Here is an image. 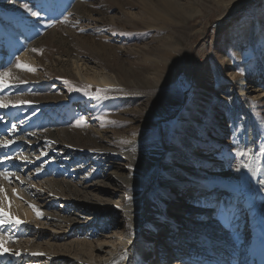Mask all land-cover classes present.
Here are the masks:
<instances>
[{
    "label": "rangeland",
    "instance_id": "rangeland-1",
    "mask_svg": "<svg viewBox=\"0 0 264 264\" xmlns=\"http://www.w3.org/2000/svg\"><path fill=\"white\" fill-rule=\"evenodd\" d=\"M23 54L31 60L22 62ZM76 59L115 77L108 99L90 98L99 88L80 81ZM17 61L36 72L17 69ZM7 70L18 78L13 83H26L0 96L26 103L0 109L1 117L21 136L34 133L50 147L59 141L78 155L76 174L63 159L42 157L49 174L104 184L117 203L163 191L166 205L184 211L160 214L147 264L165 250L203 254L191 245L207 228L203 239L217 246L251 247L250 224L264 227V0H0V72ZM152 140L162 156L142 185H129L124 178L140 172ZM122 171L123 179L113 175ZM207 210L216 218L210 227L198 224ZM103 224L117 234L124 226L126 250L144 260L145 222L119 212L104 215ZM112 240L103 252L114 251ZM228 254L223 264L240 256Z\"/></svg>",
    "mask_w": 264,
    "mask_h": 264
},
{
    "label": "bare ground",
    "instance_id": "bare-ground-1",
    "mask_svg": "<svg viewBox=\"0 0 264 264\" xmlns=\"http://www.w3.org/2000/svg\"><path fill=\"white\" fill-rule=\"evenodd\" d=\"M25 54L20 57L22 62L31 60ZM75 62H79L76 64L78 67L76 68L77 75L84 84L95 86L99 89H112L118 85V81L111 74L91 70L86 66L83 69V61L76 59ZM239 88L241 94L245 93L247 89L244 84H241ZM12 125L13 122L11 120L7 118L0 119V142L4 140L15 141L8 148H0V161H3L0 163V172L7 170L13 174L11 184L2 179H0V184L7 189L8 195L13 202L11 212L24 223L20 226H6L7 232L13 235L15 242L5 244L9 251L0 255V264H147L148 259H151L153 255L152 243L155 241L153 237L152 239L149 238L158 229L160 214L167 210L166 213L173 212L183 215L184 211L180 208H174L173 204L170 207L166 205L165 200L162 201V196L159 195L163 191L147 198L143 196L139 199L138 196L141 191H138L133 194H127L128 197H131L130 199L134 198L130 202L122 200L117 203L113 200L109 191L107 193L103 188L104 184L100 185L99 182H81L79 184L80 181L76 182L66 176L58 179L55 175L48 173L47 167L43 165L41 158H49L53 162L63 159V162L58 163L64 165L68 172L76 174L79 171L75 161L78 155L73 152H66L69 147L64 148L59 141H56L54 146L50 147L48 144L36 140L30 134L25 133L21 136V133H16L18 132L17 129L15 132L13 131ZM149 135L150 133L146 134L147 137ZM149 147L146 155L140 159V172L132 175L131 178H124L129 185H142L146 170L155 166L162 156V148L158 142L152 140ZM38 150L39 152H37ZM50 151H53V153H49ZM123 155L128 156V153ZM6 156H11L13 159H6ZM21 156L26 157L27 160L18 158ZM113 175L122 178L124 173L122 171V173ZM20 180H23L24 183L21 184ZM110 182H112L111 179L105 185L109 186ZM12 188H16L19 191L23 200L12 196ZM127 196L124 195L123 198ZM28 204L37 206L43 216L37 219ZM119 212L129 218H137L139 222H145V228L143 227L142 232L144 248L142 249V244L138 247V250L145 252L143 255L141 254V258L144 259L143 262L139 261L137 257L131 256L126 250L130 245V241L125 237L124 226L119 228L117 234V232L112 231L111 227L104 226V224L101 225V219H103L104 215L106 217L109 213L118 214ZM211 213L208 210L204 211L199 216L201 219L198 224H201V226L209 225L207 227H210L216 220L214 215L213 217L211 216ZM170 221L173 223L169 224V226L174 231L175 222L173 219H170ZM237 226H240V223ZM250 227L253 231V233H249L253 238L251 247L246 248L247 243H232L229 245L231 241L225 242V249L223 248V250L227 253V257L220 259L219 262L221 264L228 258L229 251L232 254L238 251L240 254L238 259L231 262L232 264H264V227L261 230L258 229L254 221L250 224ZM205 232L207 236L212 233L210 228H207ZM198 235L194 234L195 241L200 240ZM224 235H222L223 238L218 243L224 241ZM161 237L164 238L163 235ZM168 238L170 241L171 237L168 236ZM112 239L118 240V242L115 240L117 244L116 247L114 246L115 248L110 246L114 251L103 252L108 245H112ZM232 239L236 242V239L233 237ZM249 239H251L250 236ZM173 241L172 246L177 244L176 239H173ZM242 241L245 242L246 240L242 239ZM210 246H212L211 243L200 242L195 243V245L192 244L191 248H201L203 255L206 256L207 247ZM241 247L242 249L240 250ZM13 252H19L20 255H14L12 254ZM32 253H43V255H32ZM163 253V258L153 261V264H199L195 262L197 260H191V256L187 258V255L181 254V248L176 250V255L169 256L166 250ZM218 253L220 255V252ZM213 254L216 253L213 252ZM200 263L207 264L202 261Z\"/></svg>",
    "mask_w": 264,
    "mask_h": 264
},
{
    "label": "snow or ice",
    "instance_id": "snow-or-ice-1",
    "mask_svg": "<svg viewBox=\"0 0 264 264\" xmlns=\"http://www.w3.org/2000/svg\"><path fill=\"white\" fill-rule=\"evenodd\" d=\"M24 7L27 9V5H24ZM36 14V13H34ZM33 51H36L33 49ZM15 67L17 69L35 73L36 69L34 67H30L20 61H17L15 64ZM14 80H18L17 77H14L11 70H7L4 72H0V92H3L4 90L10 88V87H19L21 84L26 83L25 81H19L18 83H13ZM67 83V81L65 82ZM90 88V86H88ZM76 91H84L85 95H90L88 91H85V89H74ZM107 89H97L96 93L94 95H91L90 98L93 99H108V96L106 95ZM26 103L25 101H17L12 102L8 97L0 96V109H7L9 107L18 108L22 106V104ZM2 119V117H0ZM84 121L81 120L78 122L79 126L80 124H83ZM13 131L16 129V125H12ZM30 135H35L34 133H30ZM15 143V141L12 140H4L0 142V148H8L11 144ZM251 150L249 149V152ZM248 155L247 152L244 151H237L236 156L242 157ZM261 155L264 156V149L261 150ZM23 160H27L26 157H18ZM6 159H13L11 156H6ZM3 161H0L2 163ZM245 168H248L249 166L247 164L244 165ZM251 171V169H249ZM12 173L8 172L7 170L0 172V179L7 182L8 184H11L12 182ZM19 179V177H17ZM20 183L23 184L24 181L20 180ZM34 187V185H33ZM12 196H14L16 199L23 200V197L19 194V191L16 188H12ZM25 203H27L25 201ZM13 206V202L11 198L8 195L7 189L0 184V255H3L5 252H8L9 249L5 247V244L7 243H14L15 238L13 235L9 232H7L6 226H20L24 223V221L20 220L16 215H14L11 212V208ZM30 208H32L33 212L35 213L37 219H40L43 216V213L41 210L33 205L28 204ZM14 255H20L19 252H13ZM32 255H43V253H32Z\"/></svg>",
    "mask_w": 264,
    "mask_h": 264
}]
</instances>
